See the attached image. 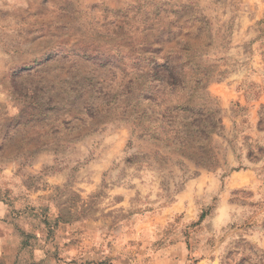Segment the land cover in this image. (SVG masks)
<instances>
[{"label":"rangeland","instance_id":"rangeland-1","mask_svg":"<svg viewBox=\"0 0 264 264\" xmlns=\"http://www.w3.org/2000/svg\"><path fill=\"white\" fill-rule=\"evenodd\" d=\"M0 264H264V0H0Z\"/></svg>","mask_w":264,"mask_h":264}]
</instances>
